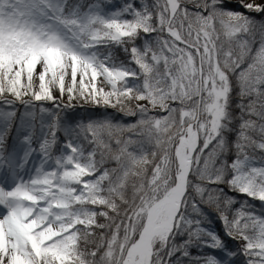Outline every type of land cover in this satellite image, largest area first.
Instances as JSON below:
<instances>
[{
    "label": "snow or ice",
    "instance_id": "snow-or-ice-1",
    "mask_svg": "<svg viewBox=\"0 0 264 264\" xmlns=\"http://www.w3.org/2000/svg\"><path fill=\"white\" fill-rule=\"evenodd\" d=\"M0 264H264V0H0Z\"/></svg>",
    "mask_w": 264,
    "mask_h": 264
}]
</instances>
